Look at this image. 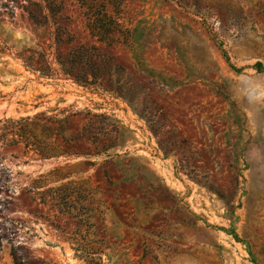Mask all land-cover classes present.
Returning a JSON list of instances; mask_svg holds the SVG:
<instances>
[{
  "label": "rangeland",
  "instance_id": "rangeland-1",
  "mask_svg": "<svg viewBox=\"0 0 264 264\" xmlns=\"http://www.w3.org/2000/svg\"><path fill=\"white\" fill-rule=\"evenodd\" d=\"M55 1L69 44L0 0V264H264V0H118L110 46Z\"/></svg>",
  "mask_w": 264,
  "mask_h": 264
},
{
  "label": "trees",
  "instance_id": "trees-1",
  "mask_svg": "<svg viewBox=\"0 0 264 264\" xmlns=\"http://www.w3.org/2000/svg\"><path fill=\"white\" fill-rule=\"evenodd\" d=\"M14 1V0H12ZM26 5H23V10L27 13L29 19L38 26H44L51 21L55 26L54 41L59 46L63 43H71L69 34L65 26L60 23V10L62 5L55 0H25ZM118 0H81L80 8L84 17V25L89 36L101 45L110 46L114 35L124 36L126 31L121 29L117 19L112 16L115 12ZM112 6L111 12L107 5ZM223 56H226L223 53ZM110 58L100 51V48L93 45L78 44L73 46L67 54L59 53L55 56V61L59 66L61 73L69 77L74 82L82 86H101V79L107 78L109 90L113 86L110 82L112 68ZM227 60V58H226ZM257 66H260L257 64ZM40 74L46 75V69L36 67L34 69ZM120 85H117L115 90L119 93ZM70 184L56 188V191L61 189H69ZM72 189V188H70ZM68 194L58 195V206H66V210L70 211L73 207L68 206ZM59 208V207H58ZM76 252L81 251L83 254L91 255L89 249L79 247Z\"/></svg>",
  "mask_w": 264,
  "mask_h": 264
}]
</instances>
